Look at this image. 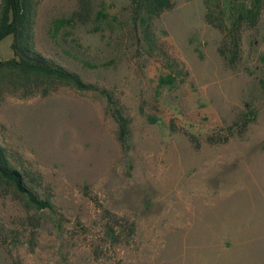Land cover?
Returning a JSON list of instances; mask_svg holds the SVG:
<instances>
[{"label": "rangeland", "instance_id": "1", "mask_svg": "<svg viewBox=\"0 0 264 264\" xmlns=\"http://www.w3.org/2000/svg\"><path fill=\"white\" fill-rule=\"evenodd\" d=\"M30 2L33 50L113 95L128 146L95 91L5 86L0 148L54 209L0 180V264H264V0L232 64L204 0L148 24L131 0Z\"/></svg>", "mask_w": 264, "mask_h": 264}, {"label": "trees", "instance_id": "2", "mask_svg": "<svg viewBox=\"0 0 264 264\" xmlns=\"http://www.w3.org/2000/svg\"><path fill=\"white\" fill-rule=\"evenodd\" d=\"M31 0H1L0 2V41L12 36L14 57L0 61V95L12 87L23 96L36 92L49 94L57 85L71 84L78 90H91L101 94L107 101L112 117L118 126V138L122 146H128L127 122L123 117L113 95L106 89L84 83L80 77L50 59L35 52L32 48ZM205 20L207 24L221 29L224 34V60L232 64L239 52L240 31L245 21L253 25L258 16V9L246 6L243 0H204ZM170 0H131L134 23L148 24L163 11L171 7ZM231 19L232 22H231ZM229 22V26L227 23ZM228 52L230 57H227ZM0 180L9 184L27 206L35 210L54 209L49 198H40L27 184L24 176L8 166L5 153L0 148Z\"/></svg>", "mask_w": 264, "mask_h": 264}]
</instances>
